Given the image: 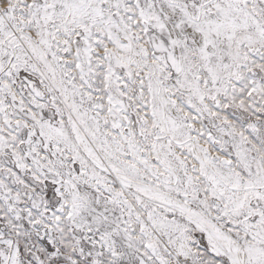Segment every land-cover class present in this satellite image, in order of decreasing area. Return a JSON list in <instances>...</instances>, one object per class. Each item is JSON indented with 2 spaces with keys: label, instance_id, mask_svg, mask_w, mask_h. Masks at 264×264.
<instances>
[{
  "label": "snow or ice",
  "instance_id": "6c2138e0",
  "mask_svg": "<svg viewBox=\"0 0 264 264\" xmlns=\"http://www.w3.org/2000/svg\"><path fill=\"white\" fill-rule=\"evenodd\" d=\"M0 264H264V0H0Z\"/></svg>",
  "mask_w": 264,
  "mask_h": 264
}]
</instances>
